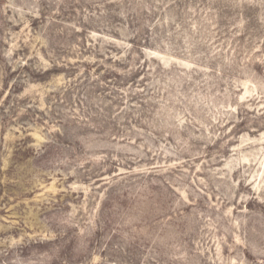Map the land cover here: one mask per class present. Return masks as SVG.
Here are the masks:
<instances>
[{
    "label": "rangeland",
    "instance_id": "374dc122",
    "mask_svg": "<svg viewBox=\"0 0 264 264\" xmlns=\"http://www.w3.org/2000/svg\"><path fill=\"white\" fill-rule=\"evenodd\" d=\"M0 264H264V0H0Z\"/></svg>",
    "mask_w": 264,
    "mask_h": 264
}]
</instances>
